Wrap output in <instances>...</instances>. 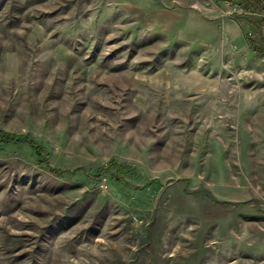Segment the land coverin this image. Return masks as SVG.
Returning a JSON list of instances; mask_svg holds the SVG:
<instances>
[{
	"label": "rangeland",
	"instance_id": "1",
	"mask_svg": "<svg viewBox=\"0 0 264 264\" xmlns=\"http://www.w3.org/2000/svg\"><path fill=\"white\" fill-rule=\"evenodd\" d=\"M218 3L0 0V130L43 154L0 139V264H264V54Z\"/></svg>",
	"mask_w": 264,
	"mask_h": 264
},
{
	"label": "built area",
	"instance_id": "2",
	"mask_svg": "<svg viewBox=\"0 0 264 264\" xmlns=\"http://www.w3.org/2000/svg\"><path fill=\"white\" fill-rule=\"evenodd\" d=\"M218 7L223 16L233 18L238 22L249 18L258 20L257 32L254 29H249L246 31V36L251 39L256 36L255 34H258L261 39H264V0H223L219 1Z\"/></svg>",
	"mask_w": 264,
	"mask_h": 264
},
{
	"label": "crops",
	"instance_id": "3",
	"mask_svg": "<svg viewBox=\"0 0 264 264\" xmlns=\"http://www.w3.org/2000/svg\"><path fill=\"white\" fill-rule=\"evenodd\" d=\"M242 20V22L229 20L225 23L223 31V34L225 36L224 39L227 41L235 42L237 44L234 45L235 48H238V46H240L244 49L249 48L252 52L260 51L264 54V39H261L258 34H255L256 36L251 39L247 38L246 36V31L249 29H254L257 32L259 21L255 20L254 18Z\"/></svg>",
	"mask_w": 264,
	"mask_h": 264
},
{
	"label": "trees",
	"instance_id": "4",
	"mask_svg": "<svg viewBox=\"0 0 264 264\" xmlns=\"http://www.w3.org/2000/svg\"><path fill=\"white\" fill-rule=\"evenodd\" d=\"M217 1H223V0H217ZM259 53H262L260 51H258ZM0 139H3L6 142H13V143H26L29 144L32 149L35 151L36 155L38 156V159L41 160L42 155V147H40L39 145H37L33 139H31L30 137H25V138H17V136H13L10 134H7L3 131L0 130ZM111 166H117L118 169H123L125 167L124 164L122 163H116V162H111L110 165H108L109 168ZM104 167L100 168L99 172H101L103 170ZM52 171L57 172L56 170L52 169ZM59 171V170H58ZM99 173H97L98 175Z\"/></svg>",
	"mask_w": 264,
	"mask_h": 264
}]
</instances>
